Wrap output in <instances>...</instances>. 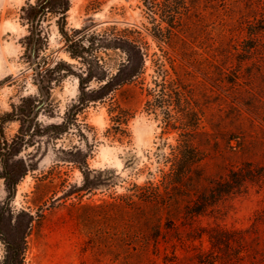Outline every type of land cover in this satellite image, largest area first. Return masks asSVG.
Here are the masks:
<instances>
[{"label": "rangeland", "instance_id": "1", "mask_svg": "<svg viewBox=\"0 0 264 264\" xmlns=\"http://www.w3.org/2000/svg\"><path fill=\"white\" fill-rule=\"evenodd\" d=\"M35 1L0 0V146L6 139L20 150L10 160L17 179L11 200L0 178V264L10 234L25 236L23 264H127L126 242L141 233L124 195L136 192V184L161 182L180 138V129L166 126L168 114L148 105L164 72L184 80L200 111V128L210 133L197 135L207 144L201 146L207 156L200 185L247 161L264 165V0H70L66 28L73 33L85 27L95 53L71 57L57 17L49 16L42 53L49 81L40 73L42 85L39 61L24 57L22 43L28 33L22 7ZM165 27L171 33H162ZM256 29L255 38L250 32ZM126 40L141 46L145 66L118 84L128 58L118 46ZM89 70L94 77L84 88L79 76ZM29 95L43 98L34 113L49 95L53 108L26 122L22 141L21 121L1 116ZM170 114L175 117L174 110ZM51 122L62 123L55 137L46 128ZM85 182L100 184L85 188ZM180 201L174 206L180 213L164 212L158 249L151 245L156 264H203L198 253L212 247L203 230L250 226L264 207V181L195 219L185 216L186 201ZM28 214L35 218L31 227ZM167 220L173 221L165 225Z\"/></svg>", "mask_w": 264, "mask_h": 264}, {"label": "trees", "instance_id": "2", "mask_svg": "<svg viewBox=\"0 0 264 264\" xmlns=\"http://www.w3.org/2000/svg\"><path fill=\"white\" fill-rule=\"evenodd\" d=\"M70 6V0H36L22 7L21 19L28 29V33L22 38V43L26 48L24 57L30 62L39 61L37 74L40 76L41 73L43 81L48 80L44 75V71L47 69L43 70L42 67V62L47 63V55L42 53L48 47L49 36L44 22L49 16L57 17L59 30L67 42V51L71 57L85 58L86 53H95L92 52L95 45L93 43L87 44L85 41L88 34L85 27L74 28L73 33L67 30L66 24ZM161 32L164 34L171 33V29L170 27L161 28ZM259 32L260 30L256 29L250 33L256 38ZM167 36L170 35L167 34ZM125 43V45L118 47L127 53L128 58L124 65L127 71L118 84L128 82L139 76L145 66V57L141 46L129 40H126ZM94 57L98 58L96 55ZM96 60L98 61V59ZM87 61L90 63L89 60ZM60 68L58 65L53 70L59 71ZM120 72L121 69L116 75ZM163 75L162 81L155 80L154 96L148 101V105L153 111L161 109L168 114L165 116L166 126L180 129V138L170 159V171L162 175L161 182L148 186L136 184V192L124 195L127 199L126 210L129 219L132 224H137L135 227L141 233L130 235L126 242L125 261L127 264H156L154 258L151 257V245H154L156 250L158 249L160 237L163 235L164 212L169 215H174L173 211L180 213L181 211L175 210L174 206L181 202V199L186 201L182 212L185 213V216L195 219L200 215L207 214L220 202L246 193L250 185L264 181V165L257 166L247 161L241 166L230 168L224 175L209 178L208 183L203 186L199 184L202 178L201 167L207 156L201 146L207 144L201 143L197 135H210V133L200 128V111L191 102L190 89L184 80L181 77L166 78L167 72H164ZM79 77L81 81L85 80L83 84L86 88L94 74L93 71L89 70L85 76L80 75ZM111 81V79L107 80L104 86H107ZM42 101L43 98L38 96H23L21 102L13 106L12 111L1 116L2 121L20 120L21 131L18 136L24 141L28 134V132H24L26 122L29 126L34 120H37L40 109L53 108L49 95L47 101L34 113L35 108ZM171 106L172 109H170ZM172 110L175 112V117L170 114ZM61 127L62 123L51 122L46 128L52 129L51 136L55 137L60 134ZM33 135L35 133H31V136ZM3 143L4 145L0 146V178H5L11 200L17 179L11 175L10 160L20 150L17 152L12 150V143L6 139ZM3 149L7 150L4 152ZM3 157H5L4 160ZM24 174L25 172L21 176ZM99 184L100 182H96L93 185H88L85 182L83 186L91 188ZM113 205L117 206L116 203ZM28 216L26 226L31 227L35 218L33 214H28ZM1 221L0 218V232L2 229ZM169 221L172 222L173 220H167L165 225ZM133 231L136 232V230ZM203 231H207L212 247L207 251L198 253L197 259L200 263L215 264L221 259V264H264V207L257 211L254 221L248 227L227 229L212 226ZM21 240L25 242V236L17 238L14 234H10L5 239L6 254L2 264H23L25 246ZM113 245L114 248L119 246L117 243ZM235 257L238 258L237 261ZM119 259L120 257L116 256V260Z\"/></svg>", "mask_w": 264, "mask_h": 264}, {"label": "water", "instance_id": "3", "mask_svg": "<svg viewBox=\"0 0 264 264\" xmlns=\"http://www.w3.org/2000/svg\"><path fill=\"white\" fill-rule=\"evenodd\" d=\"M37 76L39 77V82H40V84L42 85V82H41V79H40L39 74H37ZM43 94L45 95V91H43ZM45 97H46V95H45Z\"/></svg>", "mask_w": 264, "mask_h": 264}]
</instances>
